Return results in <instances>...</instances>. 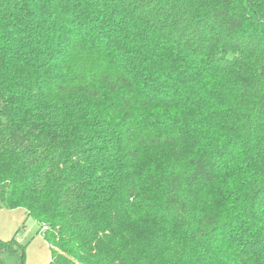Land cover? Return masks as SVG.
Here are the masks:
<instances>
[{"label":"trees","instance_id":"1","mask_svg":"<svg viewBox=\"0 0 264 264\" xmlns=\"http://www.w3.org/2000/svg\"><path fill=\"white\" fill-rule=\"evenodd\" d=\"M1 209L48 264H264V0H0Z\"/></svg>","mask_w":264,"mask_h":264},{"label":"rangeland","instance_id":"2","mask_svg":"<svg viewBox=\"0 0 264 264\" xmlns=\"http://www.w3.org/2000/svg\"><path fill=\"white\" fill-rule=\"evenodd\" d=\"M0 210V241L8 242L15 238L18 244L24 246L22 260L18 255L0 254V264H48L50 249L32 218L22 222L20 211ZM24 219V218H23Z\"/></svg>","mask_w":264,"mask_h":264},{"label":"crops","instance_id":"3","mask_svg":"<svg viewBox=\"0 0 264 264\" xmlns=\"http://www.w3.org/2000/svg\"><path fill=\"white\" fill-rule=\"evenodd\" d=\"M15 211H20V212L23 213V214H21V215H22V216H21L22 222L25 221L26 218H28V217H27V214H26V212H25V210H23V209H16V210H12L11 212H15ZM23 218H24V219H23Z\"/></svg>","mask_w":264,"mask_h":264}]
</instances>
